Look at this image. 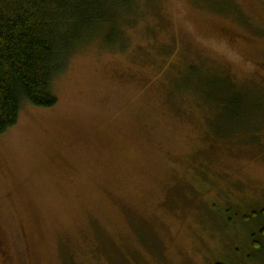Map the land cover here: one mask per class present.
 Here are the masks:
<instances>
[{
	"label": "rangeland",
	"instance_id": "1",
	"mask_svg": "<svg viewBox=\"0 0 264 264\" xmlns=\"http://www.w3.org/2000/svg\"><path fill=\"white\" fill-rule=\"evenodd\" d=\"M113 12L0 136V264H264V0Z\"/></svg>",
	"mask_w": 264,
	"mask_h": 264
},
{
	"label": "trees",
	"instance_id": "2",
	"mask_svg": "<svg viewBox=\"0 0 264 264\" xmlns=\"http://www.w3.org/2000/svg\"><path fill=\"white\" fill-rule=\"evenodd\" d=\"M126 2L0 0V136L17 124L23 102L35 108H50L57 103L51 85L64 70L65 62L101 32L110 42L118 29L119 16L113 12L111 19L108 12ZM259 100L261 106V97ZM231 104L236 106V102ZM258 115L244 124L245 133L257 129ZM261 216L264 218V209ZM260 231L263 237L264 228ZM255 244V248H262Z\"/></svg>",
	"mask_w": 264,
	"mask_h": 264
},
{
	"label": "flooded vegetation",
	"instance_id": "3",
	"mask_svg": "<svg viewBox=\"0 0 264 264\" xmlns=\"http://www.w3.org/2000/svg\"><path fill=\"white\" fill-rule=\"evenodd\" d=\"M263 228H264V226H262V227H259L258 229H260V230H261V229H263ZM260 230H259V232H261V234L263 235L262 231H260ZM263 237H264V236H263ZM255 243H257V244H261V243H260V242H258V241H256ZM255 245H256V244H255ZM261 245H262V244H261Z\"/></svg>",
	"mask_w": 264,
	"mask_h": 264
}]
</instances>
